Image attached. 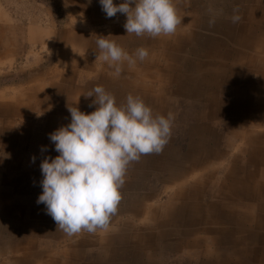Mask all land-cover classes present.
<instances>
[{"label":"crops","instance_id":"crops-1","mask_svg":"<svg viewBox=\"0 0 264 264\" xmlns=\"http://www.w3.org/2000/svg\"><path fill=\"white\" fill-rule=\"evenodd\" d=\"M237 2L238 0H235V3ZM240 2L245 6L250 5L246 12L242 13L240 10L236 13L241 17L240 38H244V44L250 47L253 46L254 39L257 45L262 43L264 45V0H240ZM194 19L197 20L194 14L186 18L188 23L194 22ZM235 24L236 31L238 22ZM100 36L108 37L106 34L77 35V43L86 50L90 48L97 51L98 54L96 41ZM110 36V40L115 41L128 53H134L137 48L133 45H137V42L139 45L141 41L140 45L149 51L148 58L143 62L137 60L133 66H129L126 61L123 62L122 73L116 77L113 75L114 69L109 67L107 62L101 61L99 63L101 67H96L91 66L87 61L67 57L66 61L69 64L75 65L82 71L89 70V76L86 73L80 74L79 85L75 81L74 73L68 71L62 78V84L48 82L37 90L35 87L31 88L29 97L14 96L5 107L1 108L0 105V244L4 249L8 246L7 252L10 254L15 246L18 247V255L12 257L11 261L16 264L167 263L166 259L162 258L160 235L156 233V229L161 228V216L152 211L154 213L153 220L150 221L152 225H146L145 221L148 212L144 207L145 200L139 195L138 183L139 177H145L147 172L139 169V165L136 164L141 162V159L133 162V165L130 164L127 169L125 184L120 190L121 204L117 214L111 218L107 230H98L94 234L84 233L81 234L84 237L73 239L59 231L56 222L46 213V206L37 203L43 191L40 164L47 156L55 158L59 155L49 139V134L71 122L68 107L77 106L85 114L95 111L96 106L89 107L95 97L86 98L84 95L99 85L115 96L117 106L125 103L127 95L132 94L142 98L152 109L153 115L165 117L169 112L175 111V103L171 102L170 98L192 100L189 106L191 111L188 114L194 122L188 130L191 141L188 150L182 153L173 149L169 141L163 152L159 154V159L155 154L145 155L150 157L151 162L158 159L160 174H166V177L162 176L165 184L184 179L171 190L175 205L161 204L160 210L168 217L172 215L171 218L177 217L178 213L183 214L186 209L194 211L193 218L187 220L188 228L194 231L197 230L196 223L200 225L205 222L204 211H199L203 207L217 211V218L214 219L218 222L223 218H230L235 223L239 216L238 210L233 212L229 209L223 217L224 207L222 209L220 207L223 204L225 206L232 204L233 208L235 204H247L248 210H244L245 214H241L235 229L239 232L247 223L249 216L251 228L255 227L256 235L251 236L249 241H234L233 244L238 251L233 258L224 254L226 253L224 247L219 250V257H209L206 252L199 253L193 262L195 264H264V128L255 131L254 135L244 132L242 141L234 153H227L221 148L224 139L219 133V127L223 126L226 133L233 135L232 139L236 145L239 134H234L236 128L231 117L238 119L243 116L241 109L253 111L251 102L244 104L243 108L238 90L229 89L236 85L237 79L236 68H229L228 65L233 58L231 49H224V52L216 50L212 57L218 64H215V60L212 63L211 60L201 65V68H197L196 76H188L182 74L181 68L170 64L171 61L179 62V50L181 51L185 44L188 45L187 39H182L174 33L156 38L145 35L139 37L136 42L135 34L127 35L126 30L122 31V29ZM169 41H173L174 45H169L167 43ZM167 45L171 47V53H162ZM224 47V43L219 42L218 49ZM86 80L88 82H85ZM187 81L192 83L189 93L181 89L184 84L187 85ZM261 84L264 85V82ZM169 85H176L179 89L171 92L168 89ZM229 96L234 101L228 102ZM5 97L6 95H0V99ZM3 100L7 101L6 98ZM35 113H38L37 118ZM177 123L178 119L175 117L172 130L177 128ZM41 134L45 136L44 139H41ZM233 140H230L231 144ZM42 147H46L48 151L41 152ZM33 156L36 157L34 163ZM227 157L230 160L228 167H225V176L221 182H215L218 173L209 171L208 165L212 161L221 158L224 160ZM136 165L138 168L134 167ZM197 168L198 170L203 168L201 171L207 175L197 181L189 180V174ZM203 182L207 183L206 188L214 187V183L215 186L218 185V193L215 197L219 196L220 199L216 205L204 206L203 192L199 191L200 183ZM151 209L155 210L156 207L153 206ZM206 212L209 215V211ZM190 225L193 226L190 228ZM146 230H150L148 234ZM207 233L213 232L207 231ZM197 240L201 244L195 245L201 247L205 245L201 238Z\"/></svg>","mask_w":264,"mask_h":264},{"label":"rangeland","instance_id":"rangeland-1","mask_svg":"<svg viewBox=\"0 0 264 264\" xmlns=\"http://www.w3.org/2000/svg\"><path fill=\"white\" fill-rule=\"evenodd\" d=\"M121 2L122 0H114L116 5ZM172 2L181 21L175 35L187 39L188 45L185 44L182 46V50H179V62L171 61L170 64L181 68L182 74L196 76L195 72L198 67L201 68V65L211 60L214 63L215 59L212 55L214 52L216 53V50L224 52V49H231L233 58L228 65L229 68H236L237 75L235 77L237 79L236 85L229 89H236L240 92L243 108L247 102H251L253 107V111L241 109L243 116L238 119L231 117L234 128H236L234 134H239L236 145L232 139L233 135L226 133L223 126L219 127V133L224 139L221 148L227 153H234L242 141L244 132L254 135L255 131H261L264 128V85L261 84L264 82V45L263 43L257 45L256 39H254L252 47L244 44V38L239 36V22L238 29L235 31L236 24L231 21L234 8L238 7V13L240 10L243 13L250 8V5L245 6L241 4L240 0L237 3L235 0H172ZM191 14L197 16V20L194 19V22L188 23L186 18ZM213 18L215 24L210 26L209 21ZM125 22L126 15L120 13H117L115 17L107 18L99 0H91V2L89 0H0V95H6L7 100L0 99L1 108L5 107L7 103L9 104L8 101L12 100L14 96L15 98L23 95L29 97L31 88L35 87L37 90L38 87H42L48 82L62 84V78L68 71L74 73L75 81L79 85L81 83L80 74L86 73L89 76V70L82 71L75 65L69 64L66 58L84 60L96 67H101L99 64L101 60H97V51L90 48L86 50L77 43V35L106 34L110 36L120 29L125 30L123 27ZM145 35L147 36V34ZM139 39L137 36L136 42ZM219 42L224 43L223 49H218ZM167 43L174 45L173 41ZM140 44L141 41L139 45L137 42V45L133 46L138 49L143 47ZM169 45L163 48L162 53H171ZM129 54L131 55L132 52ZM233 64L235 65L232 66ZM186 83L187 85L184 84L181 89L189 93L192 83L188 81ZM168 89L175 92L179 87L169 85ZM169 100L175 103V111L172 113L178 119L177 128L172 130L170 144L173 149L185 153L191 143L188 130L194 122L188 114L191 111L189 106L192 104V100L185 98H170ZM227 101L232 102L234 99L229 96ZM37 114L35 113V118H37ZM228 120L230 122V119ZM41 136V139H44L45 136L43 137V134ZM230 140H233V144ZM155 155L159 159V154ZM158 159L151 162L150 157L144 155L141 157V162L136 164L139 165V169L147 172L145 177H139L138 183L140 185L139 195L142 200H145L144 207L148 212L145 216L146 225H152L150 221L153 220L154 213L161 216L163 224L161 223L160 229H156V233L160 235L162 258L167 262L165 264H195L194 258L199 253L206 252L209 257H219V250L224 247L226 250L224 254L233 258L238 251L233 244L234 241H249L251 236L256 235L255 227L251 228L249 216L247 223L242 226L239 232H236L238 226L236 222L242 213L245 214L244 210H248V205L239 203L235 204V208H233L232 204L226 206L223 204L220 207L221 209L224 207L222 209L223 217L229 209L233 212L238 210L237 215L239 216L235 223L230 218H223L218 222L214 219L217 218V211L203 207L199 211H204L205 222L200 225L196 223L198 226L195 229L197 230L189 229L188 221L193 218L194 211L186 209L183 214L178 213L177 217L171 218L172 215L168 217L164 211L160 210L161 204L175 205L171 190L184 179L165 184L163 177H166V174H160ZM229 160L227 157V159L222 160L221 158L209 163L208 170L218 173L215 176V182L223 180L225 167H228ZM131 164L133 165V163ZM134 167L138 168L137 165ZM198 169L189 174V180L197 181L205 178L207 174L201 171L203 168ZM215 185L214 183V187L206 188L207 183H200L199 191L203 192L204 206L205 204L216 205L219 201L220 197H215V194L218 193V185ZM150 195L154 198L149 197ZM153 206L156 207L155 210L151 209ZM206 211H209V215L206 214ZM191 226L193 225H190V228ZM149 231L146 230V234ZM207 231L213 233L209 234ZM84 233L88 232L82 231L72 238L84 237L81 236ZM192 234L194 235L192 236ZM85 235L89 236V234ZM198 238L203 240L204 246L195 245L196 243L201 244L197 240ZM219 241L221 243L218 244ZM2 246L0 244V264H16L11 261V258L18 255V247H14V251L11 252L12 256L10 252H7L9 247L4 249Z\"/></svg>","mask_w":264,"mask_h":264},{"label":"clouds","instance_id":"clouds-1","mask_svg":"<svg viewBox=\"0 0 264 264\" xmlns=\"http://www.w3.org/2000/svg\"><path fill=\"white\" fill-rule=\"evenodd\" d=\"M91 2V0H89ZM107 18L117 13L126 15L123 27L127 35L145 34L151 38L172 35L181 23L172 0H99ZM233 9L231 21L241 17ZM210 26L215 19H210ZM109 37L100 36L96 44L97 60L107 62L113 75L119 77L122 64L143 62L149 51L140 47L131 55ZM86 98L95 97L85 114L77 106L68 107L71 122L49 134L59 153L47 156L40 164L43 176L42 194L37 203L56 222L59 231L69 237L82 231L94 234L107 230L122 200L121 188L129 165L142 156L160 154L172 136L174 114L153 115L152 109L139 96L128 94L126 102L117 106L116 98L103 86H95ZM46 147L41 152H46ZM36 157H32L34 163Z\"/></svg>","mask_w":264,"mask_h":264},{"label":"bare ground","instance_id":"bare-ground-1","mask_svg":"<svg viewBox=\"0 0 264 264\" xmlns=\"http://www.w3.org/2000/svg\"><path fill=\"white\" fill-rule=\"evenodd\" d=\"M232 183V182H231Z\"/></svg>","mask_w":264,"mask_h":264}]
</instances>
